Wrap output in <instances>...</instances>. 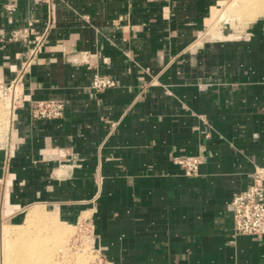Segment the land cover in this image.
Segmentation results:
<instances>
[{
	"label": "crops",
	"instance_id": "obj_1",
	"mask_svg": "<svg viewBox=\"0 0 264 264\" xmlns=\"http://www.w3.org/2000/svg\"><path fill=\"white\" fill-rule=\"evenodd\" d=\"M226 1L0 0V84L20 77L22 98L0 219L46 204L88 222L112 264H264V236L235 234L231 205L264 167V18L214 36ZM19 27L28 39L5 41ZM97 73L116 86L94 91ZM52 99L63 117H31ZM178 155H200L199 174Z\"/></svg>",
	"mask_w": 264,
	"mask_h": 264
},
{
	"label": "rangeland",
	"instance_id": "obj_2",
	"mask_svg": "<svg viewBox=\"0 0 264 264\" xmlns=\"http://www.w3.org/2000/svg\"><path fill=\"white\" fill-rule=\"evenodd\" d=\"M243 1L245 0H227L225 2V5L217 13L210 27V32L214 36H217L222 28L243 29L251 22L264 18V9L259 8L258 11L256 8H253L250 0ZM253 10L256 12H253ZM3 85L5 87L2 90L0 89V147L6 145L9 141L13 115V97L11 98V91L6 88L10 84ZM18 90L20 92L19 87ZM37 209H41L44 213L37 216L35 214ZM57 226L58 229L62 227L59 230L64 237L60 236L61 239L59 237V242L56 245H52L56 249L53 250L54 252H51V257H53L51 258L52 264H112L92 247L90 243L92 229L88 222L81 221L78 224L65 222L52 207L42 203L28 206L17 218L9 219L6 216L1 217L0 264L2 263V257H4L3 254L6 253V250L14 248V241L16 239L20 242L21 240L25 242H21L25 246L31 245L25 241L28 236H32V234L36 237L52 236V229H57ZM64 232L67 233V235L65 233L66 236L63 234ZM33 243L35 245L39 244L35 240H33Z\"/></svg>",
	"mask_w": 264,
	"mask_h": 264
},
{
	"label": "built area",
	"instance_id": "obj_3",
	"mask_svg": "<svg viewBox=\"0 0 264 264\" xmlns=\"http://www.w3.org/2000/svg\"><path fill=\"white\" fill-rule=\"evenodd\" d=\"M6 10L9 13L16 11L14 3H7ZM32 29L19 27L13 29L5 41L27 40ZM47 32L41 34L32 47L23 66L22 73L27 70L37 54L43 48ZM20 77L16 78L9 87L11 98L13 97V109L21 103L22 98L18 90ZM116 80L109 75L95 74L91 88L101 92L115 87ZM5 85L0 84L2 90ZM65 104L61 100H40L30 103V115L33 119H56L64 116ZM176 164L180 165L188 175H198L202 157L200 155H178L174 157ZM234 232L235 234H247L256 237L264 236V167L258 166L252 174L249 186L234 195L232 202Z\"/></svg>",
	"mask_w": 264,
	"mask_h": 264
},
{
	"label": "bare ground",
	"instance_id": "obj_4",
	"mask_svg": "<svg viewBox=\"0 0 264 264\" xmlns=\"http://www.w3.org/2000/svg\"><path fill=\"white\" fill-rule=\"evenodd\" d=\"M245 1H243V2H245ZM251 1L252 0H250V3L253 4V8H256L257 10L259 8L264 9V0H253L252 2ZM245 4H247V3H245ZM255 10H253V12ZM42 213H44V212H42L41 209H37L35 214H37V216H38V215H42ZM44 219H46V218H44ZM56 228L57 229H52L53 230L51 233L52 236H49V237H36V236H33L34 234H32V236H28L25 241H27V244H31V245L25 246V244L21 243V242H23L22 240L20 242V241H18V239H16L14 241L15 242L14 248L11 250H6V253H4V254L2 253L4 257H2L3 259H2L1 264H52L53 262H51V258H53V257H51L52 256L51 252L53 250H56L55 247L52 245H56L59 242L58 239L60 236L64 237L60 233L61 232L60 228H62V227L59 228L60 230L58 229V226ZM65 233L66 232H64L63 234L65 235ZM2 234H3V232H2ZM66 235H67V233H66ZM60 239H61V237H60ZM33 240H35L39 244L35 245L33 243ZM62 240H63V238H62ZM23 243H25V242H23Z\"/></svg>",
	"mask_w": 264,
	"mask_h": 264
}]
</instances>
